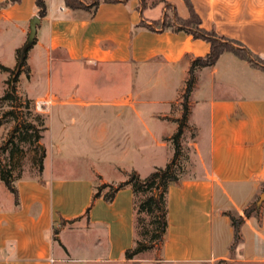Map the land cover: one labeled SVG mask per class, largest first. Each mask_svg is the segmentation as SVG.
<instances>
[{
  "label": "crops",
  "instance_id": "1",
  "mask_svg": "<svg viewBox=\"0 0 264 264\" xmlns=\"http://www.w3.org/2000/svg\"><path fill=\"white\" fill-rule=\"evenodd\" d=\"M35 2L0 7V21L15 23L26 36L37 15ZM166 2L142 8L141 0L101 1L96 9L72 10L65 0H46L30 57L31 77L38 75L45 90L31 99L51 100L48 118L58 127L52 141L51 123L44 132L42 173L17 180L18 204L0 181V264L66 260L56 256V240L70 255L60 234L83 223L104 232L97 244L107 246H97L96 257L104 264H264V204L260 219L252 215L242 225L234 251V230L224 214H242L261 197L264 183V70L231 52L195 71L181 137L182 146L194 131L185 141L193 148L194 171L169 188V228L160 256L124 257L135 240L130 188L110 203L93 200L97 184L116 186L131 171L145 178L173 158L171 138L183 115L189 70L210 44L172 27L156 28L167 13L190 15L183 0ZM191 3L205 30L240 42L264 61V0ZM68 124H80L79 131ZM83 144L96 156L109 154L104 159L111 172L93 168L87 177L74 176L64 165Z\"/></svg>",
  "mask_w": 264,
  "mask_h": 264
},
{
  "label": "trees",
  "instance_id": "2",
  "mask_svg": "<svg viewBox=\"0 0 264 264\" xmlns=\"http://www.w3.org/2000/svg\"><path fill=\"white\" fill-rule=\"evenodd\" d=\"M104 1L106 3H114L118 0H95L90 6H85L80 0H65V4L69 9H96L98 5ZM189 9V17L187 19L180 18L177 14L175 17L165 15L164 19L155 22L156 28H169L172 27L175 31H184L191 34L195 39H202L210 44V52L205 57H199L193 60L190 70L189 78L186 82V88L182 97V109L183 115L179 120V128L174 136L171 138V143L174 148V155L171 161L163 167H156L147 177L141 178L135 171L127 173V180L118 185L114 184H97L95 186V193L93 200L103 197L106 202H112L116 194L125 188H130L133 192V212H134V233L135 240L134 245L127 249L124 253L126 260H133L145 253H149L155 249L161 248L166 240L169 221H168V192L169 188L173 184H178L183 175L182 165L179 161V156L182 150L181 137L183 135L184 127L186 126L188 113H189V97L195 84V71L198 68L211 67L216 64L220 56L225 52H231L239 58L248 61L254 67H258L264 70V61L255 56L250 50H248L243 44L238 41L227 39L225 37L218 36L215 32L205 30L201 25L202 21L199 15L193 8L191 0H183ZM21 0H7L0 3V7H6L10 4L20 3ZM159 3L167 4L166 0H159L152 3L150 6L154 7ZM37 16L44 18L47 15L46 0H36ZM142 8H147V4L144 0H141ZM170 5L167 8L170 9ZM21 50L17 51L19 59L18 70L12 71L10 68L2 66L4 71H8L12 75L6 81L9 88L5 91L4 95L0 97V107L6 103L15 104L16 107L27 108V103H31V100L25 98L24 102L17 94V83L19 77L23 71L26 76H30V70L24 69L26 66V58L24 61H20ZM11 117L9 122H5V119ZM43 127V132L48 129L46 121L42 116H37ZM14 123V128L11 131L8 140L0 147V181L3 182L9 192L15 198V204L19 203V194L16 187V182L19 176H14V170L19 162H15L16 155L23 153L27 149V143L35 146L39 151L38 165L39 173L43 171V162L45 159V148L40 143L43 135L37 133L36 126L33 122H28L27 119H23L10 110L4 114L0 113V127L8 123ZM105 193L103 194V192ZM262 194H264V183L262 186ZM260 198H257L249 207L244 209L242 214H238L232 211H226L224 214L231 220V224L234 230V240L231 245V251L239 245L242 241L241 228L246 219L252 215H256L259 219L262 212V206L264 201L258 205ZM90 208L87 210V213ZM75 220H71L73 223ZM64 220L62 225H64ZM59 234V229L55 230V235Z\"/></svg>",
  "mask_w": 264,
  "mask_h": 264
},
{
  "label": "rangeland",
  "instance_id": "3",
  "mask_svg": "<svg viewBox=\"0 0 264 264\" xmlns=\"http://www.w3.org/2000/svg\"><path fill=\"white\" fill-rule=\"evenodd\" d=\"M83 2L85 6H90L95 0H80ZM159 1V0H144V3L147 4V6L151 5L152 3ZM172 17V15H170ZM21 29L19 26H17L15 23L11 22H4L0 21V97H2L5 93V91L9 88V85L6 84V81L10 78L12 75L8 71H4L1 67H7L10 68V70L15 71L19 68V59L17 56V51L19 49H22L25 43L28 39V34L26 36L21 35ZM35 45V43H34ZM29 49L27 52V59H26V66L21 68L20 70H30V64H31V56L34 53L33 47ZM41 61V62H40ZM35 63V61H33ZM42 60L38 59L36 60V63L39 67L41 66ZM37 76L34 77L26 76L25 71H23L19 77V81L16 85L17 87V94L24 102L25 98L28 100H31V103H27V108L22 107H16L15 104L12 103H6L3 104L2 107H0V113L4 114L10 110H13L21 118L24 120L27 119L29 122H33V124L36 126V131L40 135H44L43 127L41 126L40 121L37 119V116H42L45 121L46 125L48 126L49 123H51L52 131L47 136V140L49 138V141H52L56 136V129H57V123L54 120H50L48 118V112L49 111H39L37 109V102L41 101H35V98L43 91L45 90V82H40V84L37 82ZM30 97V98H29ZM51 101V100H50ZM51 105V104H50ZM152 106V105H148ZM179 106H181V102L179 100ZM11 119V117H8L5 119V122H9L8 120ZM71 123V122H69ZM14 123L10 122L8 124H5L4 126L0 127V147L4 145V143L8 140L9 135L11 131L14 128ZM70 131H79L80 124L75 125L74 127L69 125ZM194 131L191 130L186 134L185 141L189 138L193 139L194 137ZM83 133V132H82ZM87 133V132H86ZM88 134V133H87ZM188 139V140H189ZM183 142L182 150L179 156L180 164L182 165V171L183 175H189L193 173L194 171V156H193V148L188 147ZM42 140L40 141V143ZM86 144L81 145L78 149L79 154H77V157L75 159H71L68 161L64 166L66 168L70 167V171L74 176L77 177H87L90 173V169H99L101 170L105 175L108 174V172L111 169V166L107 163V160L104 159V157H108L105 154V156L97 155L99 157H103L100 161L97 160V156L92 153L90 146H84ZM68 147H65L67 149ZM72 148V147H70ZM75 149V148H74ZM94 152V151H93ZM39 151L35 146H32L27 143V149L21 153L16 155L15 162H19L18 165H16V168L14 170V176H19L18 178H23L24 176L27 177H33L35 175H40L39 173V165H38V157H39ZM0 152V157H1ZM59 163L56 161V165ZM111 172V171H110ZM99 179V178H97ZM85 224L83 223V227H75L71 230H65L63 231L61 235V241L68 246H71L72 253L69 255L63 248L61 242L59 240H56V243L54 245V250L57 257H64L66 260L60 261L57 264H104L102 262L96 261V257L101 255V252L99 251L97 246H102L103 249L106 248L107 244L106 241L100 242L102 244H97L98 239L102 238L103 240V231L94 230L93 228H84ZM101 237H100V236ZM97 244V245H96ZM161 248L155 249L153 251H150L149 253H145L144 257L149 259H157L160 256ZM63 252V253H62ZM217 264H229L228 262H219Z\"/></svg>",
  "mask_w": 264,
  "mask_h": 264
},
{
  "label": "water",
  "instance_id": "4",
  "mask_svg": "<svg viewBox=\"0 0 264 264\" xmlns=\"http://www.w3.org/2000/svg\"><path fill=\"white\" fill-rule=\"evenodd\" d=\"M40 24H41V18L37 15H35L30 20L28 39L21 50V57H20L21 62L24 61V59L26 58L27 52L34 45L36 37H37L38 27L40 26ZM263 201H264V194L261 195L260 200L258 201V205H260Z\"/></svg>",
  "mask_w": 264,
  "mask_h": 264
},
{
  "label": "built area",
  "instance_id": "5",
  "mask_svg": "<svg viewBox=\"0 0 264 264\" xmlns=\"http://www.w3.org/2000/svg\"><path fill=\"white\" fill-rule=\"evenodd\" d=\"M51 101L50 100H42V101H38L37 102V109L39 111H48L49 107H50Z\"/></svg>",
  "mask_w": 264,
  "mask_h": 264
}]
</instances>
